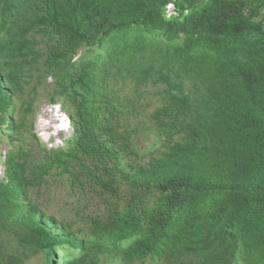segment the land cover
Listing matches in <instances>:
<instances>
[{"label": "trees", "instance_id": "1", "mask_svg": "<svg viewBox=\"0 0 264 264\" xmlns=\"http://www.w3.org/2000/svg\"><path fill=\"white\" fill-rule=\"evenodd\" d=\"M2 140L0 264H264V0H0ZM53 175L99 208L48 213Z\"/></svg>", "mask_w": 264, "mask_h": 264}, {"label": "rangeland", "instance_id": "2", "mask_svg": "<svg viewBox=\"0 0 264 264\" xmlns=\"http://www.w3.org/2000/svg\"><path fill=\"white\" fill-rule=\"evenodd\" d=\"M49 81L51 80L49 79ZM40 99L41 101L39 102L36 108V112H34L35 132L40 137L41 142L47 143L48 147L61 146L62 138L68 137L70 135L71 126L65 130H61L60 132H57L56 134H49L50 131H52L51 126L40 127V119L43 116L45 115L48 116L50 114V112L48 111L49 109L48 106H51L49 105L46 97H41ZM52 106H58V105L55 104ZM64 116L66 121L69 120V116L67 115V113H65ZM43 132H47V136H45V139H48L52 136H56L51 138L52 139L51 141L53 142H51L50 140L44 141ZM147 138L150 137L147 136L146 138H144L143 143L147 140ZM26 143L28 145L34 144V141L33 139H31V136L29 134H27ZM0 150L1 151L7 150V145L3 140L0 142ZM52 172L55 173L54 170ZM49 184H51V187L49 189H47L46 186L43 187L41 189V193H39V195H36L34 199L36 198L35 200H37L39 205L45 208L46 211L50 214L54 213L57 214V216L65 217L68 220H72L73 218H75V213L77 211L75 210V208L78 207V211L80 212L79 214L81 216L83 215L86 216L87 219L89 216L93 215L92 213L93 210L99 208V206H97V203L98 204L100 203L95 194L89 192L87 196L84 197L85 199L75 198L74 195L81 196V194L78 193V190L75 193H73V190L69 187L67 182L62 181V179L58 175L51 176L49 178ZM12 228L16 229V231L18 230V228L16 227H12ZM2 233L7 240H9L8 238L12 240H17V235L15 233L13 234V230L11 228L5 230ZM23 264H43L42 256L41 254L32 256L29 259H27ZM149 264H156V263L149 262ZM157 264H162V263H157Z\"/></svg>", "mask_w": 264, "mask_h": 264}, {"label": "bare ground", "instance_id": "3", "mask_svg": "<svg viewBox=\"0 0 264 264\" xmlns=\"http://www.w3.org/2000/svg\"><path fill=\"white\" fill-rule=\"evenodd\" d=\"M48 111L50 112V114L48 116H43L40 119V127H48L51 126L52 127V131H50L49 134H56L57 132H60L63 127H64V123H66V119L65 117L58 115L56 113V111L50 107H48ZM48 114V113H46ZM44 138L45 136H47V132H43Z\"/></svg>", "mask_w": 264, "mask_h": 264}, {"label": "clouds", "instance_id": "4", "mask_svg": "<svg viewBox=\"0 0 264 264\" xmlns=\"http://www.w3.org/2000/svg\"><path fill=\"white\" fill-rule=\"evenodd\" d=\"M167 8H168V13H169V14H171V13L174 11V5H173L172 3L168 4ZM49 105H51V106H48V107L54 109L58 115H61V116L65 117L64 114H65L66 112L63 111V110H61L60 104H57L58 106H52V105H55V104H49ZM57 107L59 108V111L57 110V109H58ZM67 115H68V114H67ZM64 124H67V127H63L62 130H65V129H67L68 127H70V126H71L70 118H69V120H67V122L64 123ZM52 137H56V136H52ZM52 137H50V138H48V139L43 138V140H44V141H45V140H50V141H51V140H52V139H51ZM51 142H53V141H51ZM45 144H47V143H45ZM6 151H7V150H6ZM6 151H2V154H3V155H2V157H1V161L5 159V156H4V155H5ZM1 167H2V168H1ZM3 173H4V168H3V165L0 163V176H1V177L3 176Z\"/></svg>", "mask_w": 264, "mask_h": 264}, {"label": "water", "instance_id": "5", "mask_svg": "<svg viewBox=\"0 0 264 264\" xmlns=\"http://www.w3.org/2000/svg\"><path fill=\"white\" fill-rule=\"evenodd\" d=\"M58 108V107H57ZM59 111V108L57 109ZM64 127H67V124H64Z\"/></svg>", "mask_w": 264, "mask_h": 264}]
</instances>
